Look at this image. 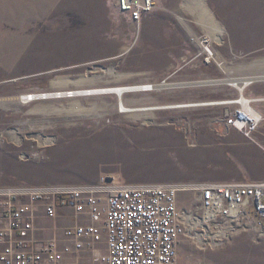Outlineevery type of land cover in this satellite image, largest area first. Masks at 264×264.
Returning a JSON list of instances; mask_svg holds the SVG:
<instances>
[{"label": "rangeland", "instance_id": "rangeland-1", "mask_svg": "<svg viewBox=\"0 0 264 264\" xmlns=\"http://www.w3.org/2000/svg\"><path fill=\"white\" fill-rule=\"evenodd\" d=\"M202 36L221 67L205 62ZM228 74L264 76V0H156L138 21L115 0H0V189L264 180V151L207 103L235 91L199 84ZM146 84L158 91L123 97L159 108L143 113H122L114 94L70 95ZM29 94L47 97L25 103ZM246 94L263 96L264 82ZM198 197L177 195L188 222ZM64 219L40 208L35 222L51 230ZM177 251L190 264H264V238L250 227L204 249L187 226Z\"/></svg>", "mask_w": 264, "mask_h": 264}, {"label": "built area", "instance_id": "built-area-1", "mask_svg": "<svg viewBox=\"0 0 264 264\" xmlns=\"http://www.w3.org/2000/svg\"><path fill=\"white\" fill-rule=\"evenodd\" d=\"M138 21L156 0H115ZM206 63L217 62L209 38L197 40ZM225 85L235 97L208 106L223 108L221 124L239 132L264 151V95L246 91L264 77H233L205 81ZM156 86L146 84L147 91ZM197 192V214L186 221L177 206L183 190ZM53 221L70 225L42 238L36 225L39 209ZM190 225H189V224ZM187 226L201 247L215 248L235 232L250 227L264 238V180L204 182L183 188L176 184H144L112 189L96 186H32L0 189V264H190L181 262L177 246ZM105 233V251L97 246Z\"/></svg>", "mask_w": 264, "mask_h": 264}, {"label": "bare ground", "instance_id": "bare-ground-1", "mask_svg": "<svg viewBox=\"0 0 264 264\" xmlns=\"http://www.w3.org/2000/svg\"><path fill=\"white\" fill-rule=\"evenodd\" d=\"M258 77L262 78L264 76H258ZM145 86L146 85H144V86H132V87L131 86H128V87H113V88H107V89H93V90L91 89V90H85V91H82L81 90V92H72L73 94L70 93V95H73L75 97H77V96L80 97V95L82 96L83 94L85 96H97V95L114 94V95H116L118 97L119 104H120L119 106H120V110H121L122 113H133V112H138V113L141 112V113H143V112H147V111L159 109V108H151V107L130 108V107H127L124 104L123 97H124V95L126 93L150 92V91H147L145 89ZM143 89H144V91H143ZM157 89H158V87H155L153 91H158ZM153 91H151V92H153ZM60 95L61 94H59V95L57 94V95H55V97L60 96ZM28 97H24L25 98L24 99L25 103H27L29 101H33V99L34 100H42L41 97L46 98L47 96L46 95H43L42 96V94H40V95L29 94ZM186 106L187 105H184V106H174V107H166V108H182V107H186ZM191 106H193V105H191Z\"/></svg>", "mask_w": 264, "mask_h": 264}, {"label": "crops", "instance_id": "crops-1", "mask_svg": "<svg viewBox=\"0 0 264 264\" xmlns=\"http://www.w3.org/2000/svg\"><path fill=\"white\" fill-rule=\"evenodd\" d=\"M137 93V92H136ZM201 106H207V105H201ZM195 107H197V106H195ZM66 222L68 221V222H70V220L68 219V218H65L64 219ZM54 233H56V232H54L52 229L50 230V228H44V231L41 233V235H43V236H45L46 237V235H47V238H49V237H52L53 235H54ZM50 234V235H49ZM43 238V237H42Z\"/></svg>", "mask_w": 264, "mask_h": 264}, {"label": "water", "instance_id": "water-1", "mask_svg": "<svg viewBox=\"0 0 264 264\" xmlns=\"http://www.w3.org/2000/svg\"><path fill=\"white\" fill-rule=\"evenodd\" d=\"M199 84H200V85H205V84H206V82H203V83H201V82H200Z\"/></svg>", "mask_w": 264, "mask_h": 264}]
</instances>
